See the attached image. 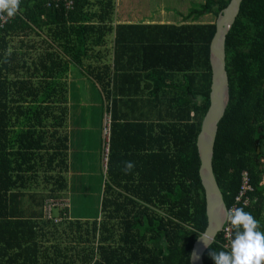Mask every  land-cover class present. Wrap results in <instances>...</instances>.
<instances>
[{
  "label": "trees",
  "instance_id": "16d2710c",
  "mask_svg": "<svg viewBox=\"0 0 264 264\" xmlns=\"http://www.w3.org/2000/svg\"><path fill=\"white\" fill-rule=\"evenodd\" d=\"M70 1L71 8L66 0H21L0 29V263L10 252L27 264L50 251L37 240L38 234L44 236L37 228L56 223L32 216L34 212L24 217L22 208L43 211L42 203L61 198L68 188L67 81L77 76L101 90L115 116L121 113L118 94L130 87L126 92L134 97L141 83L150 81L157 109L164 107L172 119L157 122L156 154L139 156V164L130 156L125 160L115 144L119 124L107 120L110 147L100 219L87 223L88 243L75 253L90 264H189L193 243L207 226L196 138L209 107L214 21L122 25L114 23L116 0ZM228 1L202 0L198 9L180 15L184 21L215 19ZM111 38L116 45L112 57L109 51L88 55L90 46L103 47ZM224 55L228 104L217 123L212 174L228 209L240 173H248L250 202L237 207L260 221L264 232V0L240 2L225 36ZM139 128L145 143L148 126ZM149 130L152 138V125ZM126 161L136 163L129 174L123 171ZM68 207L61 212L64 221ZM64 223L76 231L82 225L77 220L58 224ZM223 243L218 232L203 255L204 264H215L209 252L226 251Z\"/></svg>",
  "mask_w": 264,
  "mask_h": 264
},
{
  "label": "crops",
  "instance_id": "0c3cea01",
  "mask_svg": "<svg viewBox=\"0 0 264 264\" xmlns=\"http://www.w3.org/2000/svg\"><path fill=\"white\" fill-rule=\"evenodd\" d=\"M118 0H116V6H118ZM149 4L147 5V8ZM138 9V8H137ZM137 9L130 10L127 13L124 11L121 12L122 16L116 18L114 17L115 24L122 25H176L180 26L188 23H198V20L193 22V20L189 19L184 21L182 19V15H185L187 12H179L176 20L173 21L172 18L165 19L166 16L163 12L160 13L159 16H156L154 19H150L153 16H150L148 12L143 13V15H138L139 12ZM126 12V11H125ZM128 14L130 16H128ZM182 14V15H180ZM115 42L114 38L110 40H106L105 46L97 45L95 47L90 46V50L88 55L90 57H95L102 55V52L109 51L111 53L110 57H112V53L114 50ZM119 50V49H118ZM102 58V57H101ZM107 57L104 56L101 62L104 61ZM109 59V58H108ZM81 71V69H80ZM125 70H123L124 72ZM156 78V77H155ZM68 90H70L71 85H80L83 89H85V83L83 80L77 76L72 77L69 76ZM176 83L181 82L180 76H175L174 78ZM90 87V86H89ZM96 87V86H95ZM147 87L148 90L145 91L144 88ZM151 87H154V84L150 81L142 82L141 86H139V94L132 97L130 93L126 91H130L131 88H126V91H123L124 94H118V108L119 111L128 110L131 115L124 117L121 113H117L115 116L111 112V107L109 106V100L106 101L104 96L99 92L97 88L96 91H93V95L90 98L81 97L77 99V101L73 104L70 99L67 102V119L66 125L64 127V132L67 137L66 145L67 152L66 157L68 161V172L64 174V179L68 184V176H70V183H72L73 178H75V182L82 185L85 182L94 184L98 183V186L102 185L101 190V198L103 195V189L105 181L107 180L106 175V164L108 160V155L106 161L104 160V152H103V130L106 126L105 123L109 120L112 123L119 124V133L116 134V147L122 150V153L125 152V160L128 157H132V160H135L137 164H139V156H145L152 154H156L154 138L156 136V124L160 120H171L170 115L166 113L164 107H159L157 109L156 97L151 96ZM91 88V87H90ZM141 89L143 93H141ZM100 93V95H99ZM70 98V97H69ZM155 100V103H154ZM111 112V113H110ZM108 123V122H107ZM142 124L148 126V139L144 143L145 139L144 131L139 128ZM152 125V138H149V126ZM109 130V128H108ZM108 141V152L110 147V133L107 138ZM126 147L128 152H126ZM152 151V152H151ZM136 164V163H134ZM264 168V167H263ZM97 178V182H96ZM263 185H264V172L262 177ZM68 189V188H67ZM67 191V190H66ZM49 193V192H48ZM47 193V194H48ZM100 193V192H99ZM43 194V193H42ZM63 196L66 195V192H63ZM100 198V200H101ZM55 200H67L66 198H48ZM68 202V201H67ZM45 204V203H44ZM69 208V207H68ZM57 210L56 215L52 216L55 218L61 217L62 210ZM34 212V215L37 218L41 216L44 218V213L42 208H28V205H24L22 208V213L24 217H29L31 213ZM30 214V215H29ZM100 214V213H99ZM67 221H80L82 225H80L79 230L76 231V226H69L64 223V225H59L60 222H67L66 220H61L56 223L55 226L43 225L40 230L37 228L38 232H42L44 236L40 237L36 236L37 240H40L42 243L41 246L50 248V251L47 252V256L44 258L41 256L40 260L34 262H28L27 264H90V261L84 260V255L80 253L76 254L75 251H79V249L84 248L88 243L89 236L86 235V232L89 231V222L94 220H99L100 215H97L95 218H85V217H77L74 218L71 213L67 211ZM42 218V219H43ZM65 232V235L63 234ZM82 235H77V234ZM78 236H82L77 240ZM8 242V240H7ZM14 242V241H13ZM12 243V242H10ZM40 248L42 252L44 248ZM59 247V251L56 248ZM53 248V249H52ZM10 257L8 260L4 259L0 264H21L20 260H16L12 257L13 252L9 253Z\"/></svg>",
  "mask_w": 264,
  "mask_h": 264
},
{
  "label": "water",
  "instance_id": "95a60500",
  "mask_svg": "<svg viewBox=\"0 0 264 264\" xmlns=\"http://www.w3.org/2000/svg\"><path fill=\"white\" fill-rule=\"evenodd\" d=\"M240 2L242 0H229L214 19V33L209 45V65L211 70L209 107L201 121L200 130L196 138V151L199 159L198 175L204 191L207 219V226L201 235L209 237L211 243L221 230L225 221L223 213L226 211L221 193L213 177L211 166L217 123L223 117L228 104V82L224 66V40L238 14ZM207 248L199 236L193 243L189 264H204L203 255Z\"/></svg>",
  "mask_w": 264,
  "mask_h": 264
},
{
  "label": "rangeland",
  "instance_id": "374dc122",
  "mask_svg": "<svg viewBox=\"0 0 264 264\" xmlns=\"http://www.w3.org/2000/svg\"><path fill=\"white\" fill-rule=\"evenodd\" d=\"M117 3L118 6H116L115 9L116 18L117 16H122V11H124V13H127L130 10L138 8L137 11H141L138 13V15H143V13L148 12L150 16H153L150 19H154L156 16H159L160 13L163 12L166 15L164 17L165 19L172 18L174 21L179 18V12H187L192 8L198 9L200 4L203 2L202 0H118ZM148 4L149 7L147 8ZM128 16L130 15L128 14ZM213 21V16L209 15L199 18L198 23H213ZM15 43H17V39H14V45ZM33 57V54L30 53V58ZM95 90L96 88H90L86 84L85 89H83L80 85H71L69 90V97L70 95L71 97L69 99L74 104L77 99L81 97L90 98L91 95H93V91ZM102 185L100 186V188L98 186V183L96 184V186L87 182L80 185L75 182V178H73L72 183H70V176H68V189L66 191V195H62V197L66 198V201H68V212L71 213L74 218L85 217L93 219L97 215H99ZM48 188L49 187H46L45 193H48ZM42 195L45 196L47 194H41L40 196ZM42 204L44 205V203ZM56 213L57 210L54 209L53 214L56 215Z\"/></svg>",
  "mask_w": 264,
  "mask_h": 264
},
{
  "label": "clouds",
  "instance_id": "9594fccd",
  "mask_svg": "<svg viewBox=\"0 0 264 264\" xmlns=\"http://www.w3.org/2000/svg\"><path fill=\"white\" fill-rule=\"evenodd\" d=\"M21 0H0V19L13 17L19 10ZM132 161L124 162L123 171L129 174L134 169ZM230 224L233 236L230 251L209 252L215 264H264V232L260 231V221L243 208L234 207L223 213ZM202 242L209 247L211 239L200 235ZM198 259V257H196Z\"/></svg>",
  "mask_w": 264,
  "mask_h": 264
},
{
  "label": "built area",
  "instance_id": "2783aa9c",
  "mask_svg": "<svg viewBox=\"0 0 264 264\" xmlns=\"http://www.w3.org/2000/svg\"><path fill=\"white\" fill-rule=\"evenodd\" d=\"M72 2L70 0H66V6L68 8H71ZM12 19V17H7L6 14H4V18L0 19V29H2L4 27L5 24H7L10 20ZM108 121H106L105 123V127L103 130V137H104V142H103V152H104V160L106 161L107 159V155H108ZM252 191V187L250 185V180H249V175L246 171H243L242 173H240V183H239V187L237 190L236 195L234 196V204L229 207L228 209L237 207L238 205L240 207H245L249 204V192ZM67 201L66 200H55V199H49L45 202L44 206H43V213L44 216L48 219V220H52L54 223H58L62 220V217L59 218H55L52 216V211L54 209H58V210H65L67 208ZM226 209V210H228ZM222 234V238L224 240L223 243V248L226 249V251H230L231 247V236H230V225L229 223L225 220L221 230L219 231Z\"/></svg>",
  "mask_w": 264,
  "mask_h": 264
}]
</instances>
